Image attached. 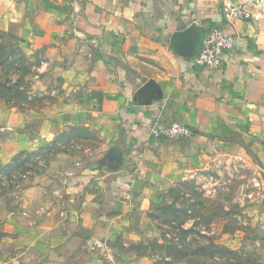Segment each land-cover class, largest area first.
Segmentation results:
<instances>
[{
    "label": "crops",
    "instance_id": "obj_1",
    "mask_svg": "<svg viewBox=\"0 0 264 264\" xmlns=\"http://www.w3.org/2000/svg\"><path fill=\"white\" fill-rule=\"evenodd\" d=\"M244 1L252 20L227 23L224 6ZM190 26L196 40H172ZM219 27L236 46L219 67H198L201 38ZM0 32L14 36L26 55H43L32 91L59 94L37 111L0 105L1 163L70 126L89 121L110 131L96 159L57 154L13 199L0 197V231L17 250L12 260L24 264L57 250L64 264H98L93 252L103 250L105 238L119 236L127 247L154 233L146 210L155 182L165 167L176 168L190 141L220 140L259 160L253 208L264 217V0H0ZM147 81L155 95L134 102ZM160 121L196 134L155 140L149 129Z\"/></svg>",
    "mask_w": 264,
    "mask_h": 264
},
{
    "label": "rangeland",
    "instance_id": "obj_2",
    "mask_svg": "<svg viewBox=\"0 0 264 264\" xmlns=\"http://www.w3.org/2000/svg\"><path fill=\"white\" fill-rule=\"evenodd\" d=\"M25 53L15 39L0 35V105L37 111L59 94L30 89V96L14 95L15 84L30 87L45 67L41 53ZM88 124L70 126L47 145L0 162V197L13 199L57 154L74 155L82 163L96 159L100 149L106 150L110 131ZM183 147L176 168L165 167L166 174L155 182L146 210L154 233L127 247L119 236L105 238L103 250L93 252L98 264H264V217L253 208L260 190L253 187L254 179L261 180L259 160L220 140L203 139L194 146L190 141ZM13 239L0 231V264H23L12 260ZM63 258L54 250L40 260L27 257L24 264H64Z\"/></svg>",
    "mask_w": 264,
    "mask_h": 264
},
{
    "label": "built area",
    "instance_id": "obj_3",
    "mask_svg": "<svg viewBox=\"0 0 264 264\" xmlns=\"http://www.w3.org/2000/svg\"><path fill=\"white\" fill-rule=\"evenodd\" d=\"M223 18L227 23L237 20H252L253 14L249 3L244 1L239 4H227L223 8ZM237 38L225 29L213 28L207 32L200 41V48L195 63L201 68H217L221 65L222 56L236 46ZM149 136L155 140L167 142L186 140L193 136L190 128L178 122H157L151 125ZM261 182L253 180V187L260 188Z\"/></svg>",
    "mask_w": 264,
    "mask_h": 264
},
{
    "label": "water",
    "instance_id": "obj_4",
    "mask_svg": "<svg viewBox=\"0 0 264 264\" xmlns=\"http://www.w3.org/2000/svg\"><path fill=\"white\" fill-rule=\"evenodd\" d=\"M194 27L190 26L186 29H183L181 31H176L173 36L172 40H178V41H194V35H193ZM156 93L155 90V84L152 81H147L145 84H143L135 93L133 97L134 102L141 103L144 100L150 99L152 96H154ZM121 155L120 151L118 149H112L109 153V156L112 160H116Z\"/></svg>",
    "mask_w": 264,
    "mask_h": 264
},
{
    "label": "trees",
    "instance_id": "obj_5",
    "mask_svg": "<svg viewBox=\"0 0 264 264\" xmlns=\"http://www.w3.org/2000/svg\"><path fill=\"white\" fill-rule=\"evenodd\" d=\"M0 35L1 36H5V37H9V38H11V39H15L17 42H18V40L14 37V36H12V35H10V34H8V33H4V32H1L0 33ZM5 59V58H4ZM24 60V59H23ZM4 61H6V59L4 60ZM2 62V65H4L6 62ZM1 66V65H0ZM31 89V86L29 87V86H22L21 84H15L14 85V91H15V93H14V91H13V93H14V95H17V96H21V95H23V94H25L26 96H30L29 95V90ZM31 91V90H30ZM13 93H11V95L10 96H6V97H12V95H13ZM193 134H196V133H194L193 132Z\"/></svg>",
    "mask_w": 264,
    "mask_h": 264
}]
</instances>
